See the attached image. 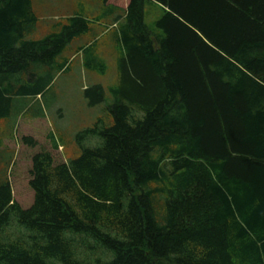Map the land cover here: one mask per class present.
I'll return each instance as SVG.
<instances>
[{"label": "trees", "instance_id": "obj_1", "mask_svg": "<svg viewBox=\"0 0 264 264\" xmlns=\"http://www.w3.org/2000/svg\"><path fill=\"white\" fill-rule=\"evenodd\" d=\"M102 1L116 27L74 13L35 38L33 0H0L9 135L20 118L45 117L74 57L105 74L110 53L118 71L109 99L101 85L85 90L105 107L77 133L78 158L53 153L55 134L52 150L21 138L28 208L0 137V264H264V0ZM147 3L164 10L154 29Z\"/></svg>", "mask_w": 264, "mask_h": 264}, {"label": "rangeland", "instance_id": "obj_2", "mask_svg": "<svg viewBox=\"0 0 264 264\" xmlns=\"http://www.w3.org/2000/svg\"><path fill=\"white\" fill-rule=\"evenodd\" d=\"M56 7L59 9L63 8V6L57 4ZM43 8L44 16L50 22H57L55 19L65 21L64 17L68 16V12H64V10L50 12L48 10L49 7L44 6ZM163 13V8L158 4L147 3L146 23L148 26L154 29L156 22L162 17ZM47 25V21L42 22V25L34 35L35 38L42 37L48 33ZM88 39L92 38L86 35L81 40L76 41L73 47H77L82 41ZM103 61L105 63L106 73H93L84 68L81 57H74L70 70L67 73H61L57 76L51 92L47 94L48 98H46L48 103H50L49 108L46 109L44 118L33 119L26 117L18 119L15 121L17 123L16 129L12 135H9L7 132L11 120L8 122H0V137L5 139L4 144L7 149L5 155L6 157L11 156L14 158V164L11 170H8L11 172L10 180L13 183V194L16 201L22 207L28 208L30 206L32 194L26 187L29 178L28 169L30 167L29 156L31 155V150L23 144L21 138L23 135L32 133L41 140L39 142L41 147L52 150L51 141L48 136L50 133L55 134L58 140L60 138L62 139L59 142L60 148L58 150H52L53 153L61 161L67 163L78 158L82 153V146L76 140L77 133L91 127L101 116L102 110L105 107L103 104L91 107L89 105L90 99L86 97L85 90L95 85H101L106 89L109 99L110 95L108 94L107 88L118 82V71L114 56L112 55L111 57L110 53H106L103 55ZM90 145L92 143H89ZM5 178L6 164L0 167V182L4 181Z\"/></svg>", "mask_w": 264, "mask_h": 264}, {"label": "crops", "instance_id": "obj_3", "mask_svg": "<svg viewBox=\"0 0 264 264\" xmlns=\"http://www.w3.org/2000/svg\"><path fill=\"white\" fill-rule=\"evenodd\" d=\"M33 2L34 9L39 14L41 22L47 21L48 25L55 22H50L49 19H46V17L44 16V6H47V8L49 7L48 10H50V12H58L64 10V12H68L67 17L74 13H81L88 16V18H98L102 21L109 22L113 25V27L117 26V24L115 25L114 23L118 13H114V10H112L111 7L104 5L102 0H33ZM56 4L63 6V8L59 9L58 7H56ZM110 5L113 7H118L112 3ZM67 17L64 18L66 19ZM123 19L124 17L121 19V21H123ZM55 20L61 21V19ZM112 25L110 28H112ZM104 26L105 23H101L99 27H101L100 29H102V27Z\"/></svg>", "mask_w": 264, "mask_h": 264}]
</instances>
